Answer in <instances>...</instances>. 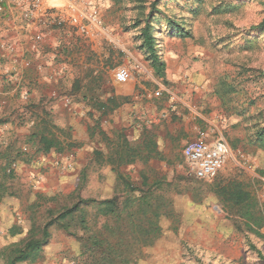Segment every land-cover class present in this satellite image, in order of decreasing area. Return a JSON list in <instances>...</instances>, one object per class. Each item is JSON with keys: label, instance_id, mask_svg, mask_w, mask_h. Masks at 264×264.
Here are the masks:
<instances>
[{"label": "rangeland", "instance_id": "obj_1", "mask_svg": "<svg viewBox=\"0 0 264 264\" xmlns=\"http://www.w3.org/2000/svg\"><path fill=\"white\" fill-rule=\"evenodd\" d=\"M74 2L85 14L94 13L96 21L84 20L94 34L68 62V82L61 90L88 89L90 78L104 82L125 66L134 84L153 92L160 85L173 91L174 96L154 98V111L125 126L158 131L164 159L127 166L130 186L136 188L130 191L93 153L96 146L88 139V128L94 117L86 112L43 117L50 129L70 130L85 147L49 154L31 147L24 151L27 160L0 166V264H7L27 240L45 241L44 231L48 238L41 254L23 264H100L104 250L91 247V236L115 245L129 264H264V237L248 231L243 218L216 193L235 183L249 191L264 236V136L258 135L264 128V0ZM168 19L191 35H176ZM147 24L166 63L164 71L157 72L148 59ZM7 115L0 116V125L12 122L28 130V116ZM106 120H99L102 129ZM188 131L190 139L200 133L221 136L230 147L211 182L195 178L181 156ZM29 140L26 133L16 142ZM148 188L153 197L146 205L140 196ZM112 198H117L119 216L100 215L96 202ZM86 199L96 202L80 204ZM132 200L136 202L130 205ZM66 210L72 212L64 218ZM155 221L158 237L140 232Z\"/></svg>", "mask_w": 264, "mask_h": 264}, {"label": "crops", "instance_id": "obj_2", "mask_svg": "<svg viewBox=\"0 0 264 264\" xmlns=\"http://www.w3.org/2000/svg\"><path fill=\"white\" fill-rule=\"evenodd\" d=\"M53 11L56 15L64 16L65 22L62 26L49 27L45 24L44 17L38 22L28 23V27H25L24 21L19 20L17 16L0 17V42H6L13 48L11 52L0 51V64H2L0 65V116L8 114L7 117H9L11 113L13 114L11 119L28 116V130L27 127L18 126L12 122L0 125V166H9L18 162L22 163L24 159L27 160V153L24 151L28 152L31 147H35L42 154L51 153H43L41 150L39 130L42 129V124L46 127L45 129L47 127L50 129L45 121L42 123L43 117H47L48 114L76 116L83 115L85 112L95 118L94 123L88 128V139L96 146L93 153L99 157L100 164L107 166V171L113 173L115 178L116 174L111 170L112 166L108 162L107 154L117 141H126L127 146L131 148H145L147 144V147L159 153L146 162L137 159L122 165L119 171L126 176L129 174L126 170L129 165L136 162L146 165L150 160L164 159L159 151L158 131L150 130V128L140 131L138 127L126 129L125 126L130 127L133 119L143 118L145 112L154 111V98L160 95L174 96L173 91L161 85L155 92L148 91L140 83L131 82V78L126 83L120 84L114 78V71L113 78L104 82L98 78H90L91 86L88 89L64 92L66 90H61L60 85L68 82L64 78L65 69L69 67L68 62L71 59L74 60L73 57L79 51L83 40H91L90 34L94 33L88 30V27L85 32H81L77 27L72 26L67 20L65 6L62 3L55 4ZM35 33H42V40L38 42L36 50H31L29 46L32 44ZM65 53H71V58ZM25 60L29 62L28 68L24 67ZM173 72L168 74L172 82L177 79L171 76ZM165 82L167 83L166 80ZM101 118L105 120L108 118L105 121L108 123L107 128L102 129L99 126ZM40 122L42 124L38 126L39 124L36 123ZM36 125L38 127L35 130ZM26 133L32 141L29 140L26 144L17 143L16 139ZM185 134L186 142L194 139L212 140L202 133L199 137H191V139L189 131ZM74 140L81 144L77 137H74ZM83 146L85 147L81 145L79 148ZM144 182L143 179L142 184Z\"/></svg>", "mask_w": 264, "mask_h": 264}, {"label": "trees", "instance_id": "obj_3", "mask_svg": "<svg viewBox=\"0 0 264 264\" xmlns=\"http://www.w3.org/2000/svg\"><path fill=\"white\" fill-rule=\"evenodd\" d=\"M170 23L171 31L180 37L190 36V32L185 29V27L175 21L170 19L167 20ZM151 24H147V29L144 30V41L146 48L150 51L149 60L153 63L157 72L164 71L165 69V61L161 60L158 55L157 49L155 48L156 42L154 39H151V33L149 31V27ZM260 27H264V21L260 24ZM46 127H42L39 130L40 135V143L41 150L43 153H49L51 151L62 153L71 148H79L81 146L80 143L76 142L72 139L71 134H69L70 130H64L54 126L55 131L52 129H45ZM259 137L264 136V128L260 129ZM60 133L63 137L56 135L55 133ZM108 162L112 166V171L116 174V179L121 181L125 187L130 191H134L136 188L130 186V182L126 175L119 171V168L126 164L134 162L135 160H141L143 162L148 161L151 157L159 155V153L147 147L145 148H131L127 146L126 141H117L115 146L108 151ZM143 191V190H142ZM140 196V200L143 203L148 205L150 200L153 197V191L148 188L144 190ZM219 200L226 204L231 209H235L236 213L243 218L244 225L248 231L255 234L258 237H264L260 233V229L263 226L262 219L260 218L259 209L256 200L252 197L249 191L245 190L240 184H228L225 186H221L218 188L216 192ZM96 202L93 199L81 200L84 206L89 205L90 203ZM136 201L130 203L133 205ZM98 204V211L100 215L107 216L111 214H115L117 217L120 214V208L118 206L117 198L112 199H103L101 201L96 202ZM117 209V210H116ZM72 211L66 210L63 212L64 218L69 215ZM177 218V216H176ZM178 219V218H177ZM81 222H84V219L80 218ZM160 225L159 221H155L148 224V228L144 230V228L140 229L141 231H146L147 235H152L155 238L161 230H159ZM44 233L45 241L42 240H30L26 241L24 246L21 248L15 249V252L9 256L7 259V264H23L24 262L34 261L35 258L39 255L41 251V247L46 243L48 238L47 232ZM92 248H103L104 252L102 253V257L100 264H129V260L126 256L118 251L115 245H112L109 241L105 239L95 238L91 236L89 238ZM260 253V252H259Z\"/></svg>", "mask_w": 264, "mask_h": 264}, {"label": "built area", "instance_id": "obj_4", "mask_svg": "<svg viewBox=\"0 0 264 264\" xmlns=\"http://www.w3.org/2000/svg\"><path fill=\"white\" fill-rule=\"evenodd\" d=\"M62 3L65 6L67 20L72 26L77 27L81 32H85L86 25L84 20L91 18L96 21L94 13L85 14L73 0H0V17L4 15L17 16L19 20L24 21V26L28 23L38 22L43 17L44 22L49 27H60L64 24V16L56 15L53 11L55 4ZM31 50L38 48L37 44L42 40V33L33 34ZM13 48L6 42H0V51L11 52ZM28 60L24 61V67L28 68ZM115 80L120 83H126L130 79L128 68L121 66L114 72ZM158 95V92H156ZM230 147L227 141L218 136L212 140L194 139L186 142L182 148V156L185 159L189 171L198 180L211 182L224 166L230 155Z\"/></svg>", "mask_w": 264, "mask_h": 264}]
</instances>
